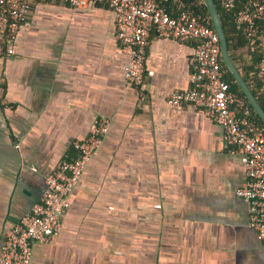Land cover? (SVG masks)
Masks as SVG:
<instances>
[{"label": "crops", "instance_id": "obj_1", "mask_svg": "<svg viewBox=\"0 0 264 264\" xmlns=\"http://www.w3.org/2000/svg\"><path fill=\"white\" fill-rule=\"evenodd\" d=\"M115 34L105 3L37 0L19 27L0 79V244L103 118L108 131L59 233L32 244L29 264H264L248 202L235 194L240 157L212 119L166 102L189 86L194 42L152 30L133 86Z\"/></svg>", "mask_w": 264, "mask_h": 264}, {"label": "built area", "instance_id": "obj_2", "mask_svg": "<svg viewBox=\"0 0 264 264\" xmlns=\"http://www.w3.org/2000/svg\"><path fill=\"white\" fill-rule=\"evenodd\" d=\"M35 1L0 0V79L19 27L28 21ZM54 1L73 8L107 4L113 14L116 38L127 54L123 72L128 85L142 84L146 73L145 51L152 30L158 38L194 42L189 58V86L172 91L167 105L174 110L189 107L222 128L224 143L235 150L244 168L245 179L235 194L248 202L249 225L264 249V130L249 117L245 99L233 92L224 79L220 41L214 28L185 10L171 15L165 0ZM218 3L222 11L232 14L235 29L264 50V0H218ZM254 67L264 91V55ZM108 128L107 119L97 118L87 137L73 142L74 154L61 159L46 176L39 201L3 237L0 264H29L32 244L45 243L59 233L60 218L70 205L68 196Z\"/></svg>", "mask_w": 264, "mask_h": 264}, {"label": "trees", "instance_id": "obj_3", "mask_svg": "<svg viewBox=\"0 0 264 264\" xmlns=\"http://www.w3.org/2000/svg\"><path fill=\"white\" fill-rule=\"evenodd\" d=\"M214 1L222 21L229 55L257 102L264 110V91L261 87L260 80L256 76V70L254 67L256 61L264 55V50L258 42H252L241 35L234 27L232 14L222 11L218 0ZM164 5L167 11L173 16L177 15L180 11L185 10L191 14L199 16L201 22L209 27H213L203 0H165ZM221 67L224 72V79L230 84L231 90L245 99V102L249 107V117L254 118L264 130V123L248 103L241 88L235 82L233 75L226 68L222 59Z\"/></svg>", "mask_w": 264, "mask_h": 264}, {"label": "water", "instance_id": "obj_4", "mask_svg": "<svg viewBox=\"0 0 264 264\" xmlns=\"http://www.w3.org/2000/svg\"><path fill=\"white\" fill-rule=\"evenodd\" d=\"M203 2L208 10L212 26L219 37L222 61L224 62L229 72L233 75L235 82L241 88L244 96L246 97L248 103L253 108L254 112L259 116V118L264 123V110L262 109L260 104L257 102L250 88L245 83L240 71L237 69V67L235 66V64L233 63L229 55V52L227 50V39H226L224 30H223L220 14L215 5V1L214 0H203Z\"/></svg>", "mask_w": 264, "mask_h": 264}]
</instances>
